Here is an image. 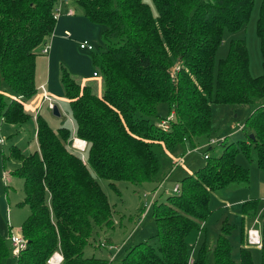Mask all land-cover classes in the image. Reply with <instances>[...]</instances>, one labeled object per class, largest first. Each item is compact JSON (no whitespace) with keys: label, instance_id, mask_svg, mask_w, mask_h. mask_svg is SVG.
I'll use <instances>...</instances> for the list:
<instances>
[{"label":"trees","instance_id":"1","mask_svg":"<svg viewBox=\"0 0 264 264\" xmlns=\"http://www.w3.org/2000/svg\"><path fill=\"white\" fill-rule=\"evenodd\" d=\"M152 1L156 14L143 0H76L90 22L104 27V50H90L103 91L96 94L93 86L76 81L62 68L60 84L69 101L73 133L65 127L54 130L37 115V148L24 153L12 145L3 156L18 161L11 174L23 178V203L29 208L20 228L26 247L15 255V264H48L54 252L61 254L60 264H108L85 254L98 230L114 227L113 207L99 179L116 191L120 181H159L161 161L155 145L168 152L186 145L192 152L202 146L205 163L183 176L178 192L166 202L153 199L148 209L158 244L134 243L120 264H254L243 228L234 254L227 220L211 244L204 236L195 255L188 236L193 230L205 235L213 192L248 182L249 168L237 163L238 153L250 157L253 150L255 166L264 177V0L256 27L262 57L259 76L250 73L244 39H231L227 55L215 61L223 33L236 32L247 23L254 0ZM58 4L59 0H0V125L21 126L31 118L25 101L37 91L36 57L53 36ZM5 87L13 92L8 101ZM161 103L172 115L167 130L159 125L166 119L158 114ZM212 103L254 106L243 128L232 132V141L210 143ZM74 137L86 141L83 152L71 147ZM214 145L222 147L218 153ZM179 165L175 162L173 169ZM258 206L256 198L243 201L242 219L256 216ZM258 225L264 264V214ZM99 246L110 253L109 264L121 251L105 242ZM9 254L0 232V264Z\"/></svg>","mask_w":264,"mask_h":264},{"label":"rangeland","instance_id":"2","mask_svg":"<svg viewBox=\"0 0 264 264\" xmlns=\"http://www.w3.org/2000/svg\"><path fill=\"white\" fill-rule=\"evenodd\" d=\"M143 1L149 4L153 13L156 14L153 1ZM261 1L254 0L251 15L241 29L236 32L226 30L223 33L222 41L216 51L215 61L227 55L228 44L231 39H244L249 54L251 75L259 76L262 73L260 41L256 32ZM65 6L76 9V15L59 16L56 21L59 28L55 29L56 31L48 42L50 53H41L43 46L39 49L40 53L36 57L35 75L37 91L25 101V111L31 118L21 126L7 123L0 125V139L3 141L0 143V232L6 238L10 247V254L4 264L16 263L10 237L12 235L21 236L20 228L29 214V208L23 203V178L11 174V171H14L19 163L13 158L3 159V156H8L12 145L19 146L24 153L33 152L37 148L35 139V118L37 115H41L54 130L65 127L70 130L71 134L73 133L75 128L69 101L63 95L60 84V71L62 68L66 69L76 81L93 86L96 94L100 95L103 91L102 76L96 72L98 70L92 63L91 52L80 48V44L86 41L94 48V52L104 50L101 38L104 27L90 22L83 15L76 0H70ZM93 72H96L97 76H93ZM42 86L45 88L49 100L45 99ZM3 94L7 101L13 97V92L7 87H5ZM50 101L53 106L58 107L60 116L53 115ZM211 107L212 132L210 140L214 141L222 138H225L226 141H232V132L240 125H244L246 117L254 108L251 104L227 105L216 103H212ZM157 110L160 117L169 118L171 115L166 103L159 104ZM203 144L198 143L197 145L201 146ZM221 148L214 145L213 152L218 153ZM205 149L201 146L195 151L188 152L193 150V147L186 145V147L179 146L177 150L168 152L155 145L154 150L161 161L159 173L161 181L144 184L120 181L117 182L118 191H116L109 187L107 180L99 179L113 207L114 227L112 230H98V233H95L87 244L85 254L99 256L108 260L109 264L110 253L107 248L99 246V244L105 242L114 246V248H121L115 261L112 262V264H120L126 249L134 243L147 240L149 243L157 245L154 217L150 209L146 210L143 207L144 203L147 202V198L143 195L150 196L151 193L157 190L156 200L166 202L167 197L175 193L174 187L179 185L181 178L191 174L205 163L203 157ZM177 161L180 162V165L173 169V165ZM236 161L249 168V180L246 183H231L224 189L212 193L209 204L211 214L206 221L205 235L201 231L193 230L188 236V244L192 248L190 253L192 252L193 255L197 253L204 236H206L208 244L215 240L224 220L232 225L230 243L234 254L241 244L242 228L246 230V235L247 230L253 227L259 229L258 224L264 214V177L262 172L255 166V152L253 150L250 157L238 153ZM4 172L7 175L6 178ZM251 198L259 200L257 214L254 217H244L242 219L241 203ZM141 206L143 208H140ZM245 245L250 250L253 263L262 264L260 249L255 245H247L246 242Z\"/></svg>","mask_w":264,"mask_h":264},{"label":"built area","instance_id":"3","mask_svg":"<svg viewBox=\"0 0 264 264\" xmlns=\"http://www.w3.org/2000/svg\"><path fill=\"white\" fill-rule=\"evenodd\" d=\"M67 1H69V0H59L58 7L55 10V15H54L55 19H57L59 16L62 15L61 5ZM74 14H75L74 9L71 8V9L67 10V15H74ZM66 34H67V32H66ZM49 47H50L49 44L44 45L41 49V53H43V54L48 53ZM80 48L87 49V50L93 49V47L89 43H87L86 41H84L83 43L80 44ZM93 76H97V73L93 72ZM41 88L43 90V94H44L45 99L49 100L48 96L46 95L45 88L43 86ZM50 105H51V107H53L51 101H50ZM170 118H172V115H170L169 118H166V119L160 121L159 125L164 130H167L169 128V119ZM242 128H243V125H240L237 130H241ZM218 141L219 140H215V141L211 140L210 143H217ZM0 143H2L1 139H0ZM71 147L77 151L83 152L86 148V141L79 139L77 137H74L72 139V142H71ZM181 160H180V162H181ZM180 162L177 161L176 164L177 163L179 164ZM178 190H179L178 186H175L174 191L178 192ZM156 193H157V191H154L153 193H151L150 198H148L149 195H145V194L143 195L145 198L149 199V201L144 204L146 210L149 208V206L151 205V202L156 197ZM10 242H11V247H12V251H13L14 255H18L26 247V241L20 235H12L10 237ZM246 242L248 245H255L259 248L261 246V235H260L259 229H256L255 227H253V228L247 230V241ZM61 260H62L61 254L59 252H54V254L48 259V264H60ZM190 262H191V260H190Z\"/></svg>","mask_w":264,"mask_h":264},{"label":"crops","instance_id":"4","mask_svg":"<svg viewBox=\"0 0 264 264\" xmlns=\"http://www.w3.org/2000/svg\"><path fill=\"white\" fill-rule=\"evenodd\" d=\"M68 2H70V1H68ZM68 2L64 3V4L61 6L62 15H67V10H68V9H71V8L74 9L73 7H67V6L64 7V5H66ZM64 8H66V10H64ZM74 11H75V14H74V15H67V16H75V15H76V9H74ZM62 15H61V16H62ZM61 16H60V17H61ZM56 21H57V20H56ZM57 28H59V24H58V25H55V29H56V30H57ZM55 29H54V32L56 31ZM48 52H49V51H48ZM49 53H50V52H49ZM46 54H47V53H46ZM2 142H3V141H2ZM4 177H5V178L7 177V175H6L5 172H4Z\"/></svg>","mask_w":264,"mask_h":264},{"label":"water","instance_id":"5","mask_svg":"<svg viewBox=\"0 0 264 264\" xmlns=\"http://www.w3.org/2000/svg\"><path fill=\"white\" fill-rule=\"evenodd\" d=\"M52 113H53V115H55V116H60V113H59L58 107H57L56 105H54V106L52 107ZM251 137H252V135H251Z\"/></svg>","mask_w":264,"mask_h":264},{"label":"bare ground","instance_id":"6","mask_svg":"<svg viewBox=\"0 0 264 264\" xmlns=\"http://www.w3.org/2000/svg\"><path fill=\"white\" fill-rule=\"evenodd\" d=\"M81 143V142H80Z\"/></svg>","mask_w":264,"mask_h":264}]
</instances>
